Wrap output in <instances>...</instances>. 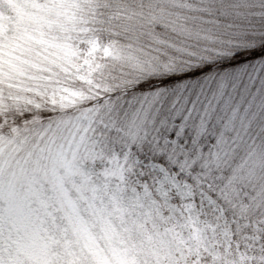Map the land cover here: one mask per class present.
Listing matches in <instances>:
<instances>
[{"label": "snow or ice", "instance_id": "snow-or-ice-1", "mask_svg": "<svg viewBox=\"0 0 264 264\" xmlns=\"http://www.w3.org/2000/svg\"><path fill=\"white\" fill-rule=\"evenodd\" d=\"M0 264H264V0H0Z\"/></svg>", "mask_w": 264, "mask_h": 264}]
</instances>
